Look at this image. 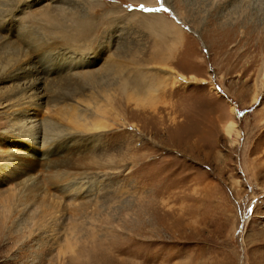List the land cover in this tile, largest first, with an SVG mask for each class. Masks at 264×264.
I'll list each match as a JSON object with an SVG mask.
<instances>
[{"label": "rangeland", "instance_id": "374dc122", "mask_svg": "<svg viewBox=\"0 0 264 264\" xmlns=\"http://www.w3.org/2000/svg\"><path fill=\"white\" fill-rule=\"evenodd\" d=\"M258 1L0 0V264H264Z\"/></svg>", "mask_w": 264, "mask_h": 264}, {"label": "bare ground", "instance_id": "6f19581e", "mask_svg": "<svg viewBox=\"0 0 264 264\" xmlns=\"http://www.w3.org/2000/svg\"><path fill=\"white\" fill-rule=\"evenodd\" d=\"M236 1V0H235ZM239 1V0H238ZM243 1V0H242ZM245 1V0H244ZM264 1V0H263ZM258 2H261L260 0L258 1ZM235 3V2H234ZM240 3V2H239ZM241 4V3H240ZM239 4V5H240ZM256 8V7H255ZM244 9V8H243ZM257 11V10H256ZM244 12V11H243ZM243 14V13H242ZM255 16H256V18H255ZM244 17H247V19L249 20V22H248V24H246V25H248V26H251V27H248V29H247V33L248 34H246V35H244V36H246L248 39H249V37H248V35L249 34H252L253 36L252 37H250V41H252V39H254V35H260L261 34V36H264V34L263 33H256V31H255V29L253 28V27H255L254 25H255V23H256V19H260L261 20V18H262V16L260 17V16H258V15H256V14H247V15H245ZM229 19L228 18H226V21H228ZM259 20V21H260ZM230 21V20H229ZM235 21H238V20H234V22ZM241 21V20H240ZM244 20H242L241 22H243ZM232 22V21H231ZM234 22H232V23H234ZM241 22H239V23H237V25H236V27H235V25L233 26V31L234 32H236V36H237V34L239 33H237V28H238V26L240 25V23ZM259 26V25H258ZM256 28V27H255ZM259 32V31H258ZM239 36V35H238ZM256 37V36H255ZM244 40V39H243ZM248 41V40H247ZM246 42V41H245ZM243 45V44H242ZM62 61H64V60H62ZM31 188V187H30ZM70 195V194H69Z\"/></svg>", "mask_w": 264, "mask_h": 264}, {"label": "snow or ice", "instance_id": "6c2138e0", "mask_svg": "<svg viewBox=\"0 0 264 264\" xmlns=\"http://www.w3.org/2000/svg\"><path fill=\"white\" fill-rule=\"evenodd\" d=\"M164 11H167V9H164Z\"/></svg>", "mask_w": 264, "mask_h": 264}]
</instances>
